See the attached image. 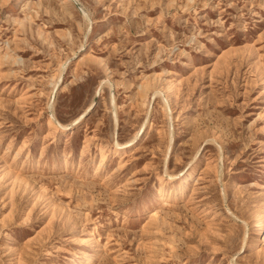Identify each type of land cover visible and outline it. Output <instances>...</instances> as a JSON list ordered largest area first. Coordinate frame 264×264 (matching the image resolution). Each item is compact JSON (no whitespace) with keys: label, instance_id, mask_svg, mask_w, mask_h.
Masks as SVG:
<instances>
[{"label":"rangeland","instance_id":"rangeland-1","mask_svg":"<svg viewBox=\"0 0 264 264\" xmlns=\"http://www.w3.org/2000/svg\"><path fill=\"white\" fill-rule=\"evenodd\" d=\"M263 221L264 0H0V264H264Z\"/></svg>","mask_w":264,"mask_h":264},{"label":"bare ground","instance_id":"bare-ground-1","mask_svg":"<svg viewBox=\"0 0 264 264\" xmlns=\"http://www.w3.org/2000/svg\"><path fill=\"white\" fill-rule=\"evenodd\" d=\"M87 48V47H86ZM84 50H86V49H83V51ZM93 55V54H92ZM10 56V55H9ZM89 57V56H88ZM65 69H64V67H62V69H61V75H60V77H59V79H58V81L56 82V84H55V88L56 89H58V87L61 85V82H62V73H63V71H64ZM152 79V78H151ZM150 79V80H151ZM152 82V81H151ZM113 84L114 83H112V86H113ZM174 84V83H173ZM114 88V87H113ZM112 90V89H111ZM145 90V89H144ZM159 92H163V91H161V90H159ZM155 94V93H154ZM161 94V93H160ZM162 95H165L164 93L162 94ZM162 97H164V96H162ZM165 98V97H164ZM168 103H167V100H166V105H167ZM168 106H169V104H168ZM168 109V108H167ZM171 112V110H170V107H169V110H168V112ZM150 112V111H149ZM170 116H171V113L169 114ZM169 116V117H170ZM170 119V118H169ZM54 120V119H53ZM147 120V119H146ZM55 122V121H54ZM79 120H75L74 121V123L73 124H71L70 126H63V125H60V128H61V132H62V134L63 135H65V134H67L68 132H72L77 126H78V124H79ZM49 126H54L56 129L58 128V126H56L54 123H53V121L52 120H49ZM142 129V128H141ZM58 130V129H57ZM144 129H143V132H142V134H141V137H142V135L144 134ZM141 132V131H140ZM140 132L138 133V134H140ZM171 135V134H170ZM143 138V137H142ZM171 138V137H170ZM171 140V139H170ZM138 142V139H136V140H133L132 142L130 141V143L129 144H127V145H124V146H122L121 147V149H119V150H114L113 151V153L112 154H114L115 156H121L122 154H124V153H126L130 148H132V147H134L135 145H136V143ZM171 142V141H170ZM58 144V143H57ZM170 146V145H169ZM171 146H172V142H171ZM110 148V147H109ZM170 150V149H169ZM102 160H101V162H100V165L103 163V161L107 158V155H108V153L106 152V151H102ZM197 155V154H196ZM14 157V156H13ZM197 157V156H196ZM194 159V158H193ZM198 159V158H197ZM205 160V159H204ZM195 169H196V167L194 168H191L189 171H188V176L189 175H191L194 171H195ZM17 170V169H16ZM196 171H198V170H196ZM186 173V172H185ZM219 175V174H218ZM180 178L178 177V176H167L166 177V179H165V181L167 182V183H170V184H174L175 182H177V180H179ZM186 180V179H185ZM174 188V187H173ZM184 188L185 187H183V188H181L180 190H177L176 191V193H175V196H176V198H178L180 195H183L184 194ZM182 190V191H181ZM190 190V189H189ZM181 191V192H180ZM169 197V194H166L165 195V197ZM183 198V197H182ZM231 212V211H230ZM232 213V212H231ZM233 216H234V214H233ZM235 217V216H234ZM236 218V217H235ZM237 219V218H236ZM261 228H264V221L261 223V227H260V230H259V234H261ZM7 233V232H6ZM263 235V234H262ZM262 245H264V237L263 236H261L260 238H259V243H258V245H257V247H260V246H262ZM258 249V248H257ZM242 250V249H241ZM241 252V251H240ZM77 258V257H76ZM21 260V259H20ZM94 263V260H93V258H91V259H89V260H87L86 261V263L85 264H93Z\"/></svg>","mask_w":264,"mask_h":264}]
</instances>
